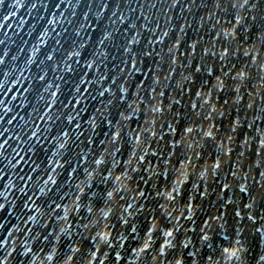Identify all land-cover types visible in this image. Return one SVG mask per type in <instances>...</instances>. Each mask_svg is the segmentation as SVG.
<instances>
[{"label": "clouds", "instance_id": "clouds-1", "mask_svg": "<svg viewBox=\"0 0 264 264\" xmlns=\"http://www.w3.org/2000/svg\"><path fill=\"white\" fill-rule=\"evenodd\" d=\"M133 12L111 79L104 49L87 61L99 102L83 125L72 100L91 93L80 80L63 103L59 81L86 42L49 55L55 80L0 77V264H264V0H139ZM42 136L56 145L46 163ZM69 164L54 192L46 177Z\"/></svg>", "mask_w": 264, "mask_h": 264}, {"label": "water", "instance_id": "water-1", "mask_svg": "<svg viewBox=\"0 0 264 264\" xmlns=\"http://www.w3.org/2000/svg\"><path fill=\"white\" fill-rule=\"evenodd\" d=\"M23 3V9L12 7V0H3V4L0 6V17L16 11L27 20V24L23 29L16 27V21L12 20L11 23L13 27L0 30V40L4 41V43L0 44V55L4 54L6 47H10L11 49L8 52L5 63L0 64V77H3L6 71H12L13 68L16 70L27 69L30 74H38L42 69H48L49 77L55 80L57 74L51 70L53 61L48 59L49 55L54 56L57 62L62 61L67 51L86 42V46L81 49V55L78 58H73L71 62V71L63 73L62 79L59 81L61 84V91L59 93L60 101L67 103L68 98L73 95L75 85L81 80L85 71H87V61L94 58L95 55L99 53L100 49H104L105 51L106 59L104 63L109 70V80L111 79V70L114 65L119 63V56L122 51L120 45L123 44L127 38L125 36V29L128 28L131 19L135 18L133 7L138 6L139 0H128L127 3L125 0H81L77 14L75 18L71 20L69 17H71L72 8L76 5L77 0H63V2H61V0H24ZM34 4L35 7H33ZM105 4L108 6L107 11H104L101 15L100 10ZM117 8L119 12H116V16H121V12L125 9L127 10L129 19L126 22L120 23V21L116 19V16L112 15L113 11ZM86 10L89 11L87 21H90V23L84 21L86 28L84 30H79V24L82 22V17ZM53 16L56 17L55 25L49 23L50 18ZM109 17H111V19H109ZM113 20H116L115 24H113ZM78 31L79 34H77ZM109 32L112 33L111 37L105 39V34ZM5 33H7V36H5ZM43 33H46V35L42 43L41 36ZM102 41L103 43H101ZM37 47H39L38 54L31 56L33 49ZM14 56L15 59H13ZM101 71H103V67ZM88 77L90 79L92 78L91 72H89ZM139 78L140 77H138V79ZM105 83H107V81H105ZM27 86L28 85H26V87ZM40 87L41 85L34 83L33 91L27 93L29 97V107L32 106L31 102L37 98ZM17 88H19V85H17ZM97 91L96 85H93L89 91L91 95H88L85 103L78 108V111L86 108V111H83L79 117L81 125H83V121L88 119L94 111L96 104L99 102L98 99L92 98L96 95ZM12 95L19 98L20 92L13 89V91L9 92L8 98H11ZM85 95H87V93H85ZM57 107H60V102H58ZM24 111L26 113L27 109H24ZM2 114L3 113H0V115ZM16 122H19V118ZM73 123L75 124L76 122L74 121ZM63 127H68L70 131H74L78 134V130H74L71 126L65 124ZM62 130L63 128L59 123L54 125L49 139L52 135ZM104 131H107V128L104 127L102 121L101 129L98 130L99 136L102 137ZM77 143L79 142L77 141ZM34 144L38 158L46 163L48 157L53 154V149L56 146L55 143L48 144L47 140L42 136L40 142L37 143L34 141ZM73 147H75V145H73ZM83 147L86 149L88 147L87 143H85ZM70 155L71 149L66 154L65 158H68ZM17 159H19V157H17ZM74 163L78 164V160L74 161ZM21 164L23 165L24 161H21ZM0 166H2V164H0ZM71 167V164L66 166L64 175L56 184L54 192L56 190L61 192L67 191L64 181L67 179V171ZM7 179L8 177L5 176L4 180ZM3 187L4 181L0 180V188ZM99 187L101 186L94 185L93 189H98ZM90 191H92V189H90ZM85 199H88V197ZM38 203L40 202L38 201Z\"/></svg>", "mask_w": 264, "mask_h": 264}, {"label": "snow or ice", "instance_id": "snow-or-ice-1", "mask_svg": "<svg viewBox=\"0 0 264 264\" xmlns=\"http://www.w3.org/2000/svg\"><path fill=\"white\" fill-rule=\"evenodd\" d=\"M16 3H17V6L19 8L23 9L24 3L22 2V0H16ZM107 7H108L107 5H104L103 6L104 11H107ZM116 12H119V9L118 8L116 9ZM115 16H116V13H115ZM116 19H119V20L122 21L123 20V17L122 16H116ZM12 20H15L16 21V25L15 26L16 27H19L20 29H23V27L27 24V20L24 17L20 16V14L18 12L13 11L10 14H7V15H5L3 17H0V30H3L5 28L13 27V25L11 23ZM49 23L52 24V25H55V23H56V17L53 16L52 18H50ZM45 35H46V33H43L42 36H41V42L42 43L44 42V36ZM107 38H108V36H107V34H105V39H107ZM38 52H39V47L34 48L33 51H32V53H31V56L37 55ZM77 55H79V53H77ZM48 59H51V57L49 56ZM91 67H92V65H87V68H91ZM68 71H71V67L70 66H68ZM89 80H90L89 77L86 78V79H82L81 82H80L81 86L78 87L75 90L77 92H82L84 94L87 93L88 91H90L91 87L89 86ZM26 85H27V82H25V84L23 86H19V87H20V89L22 91H24L27 88ZM13 89H15V87ZM13 89H11L10 91H13ZM72 105H75V106H77V108H79L80 102L78 100H75L74 99V100H72ZM77 127H78V125H77ZM46 179H49L50 182L52 184H54V185L58 183L57 180H51L48 177H46ZM31 211L32 210L29 209V212L30 213H31Z\"/></svg>", "mask_w": 264, "mask_h": 264}]
</instances>
